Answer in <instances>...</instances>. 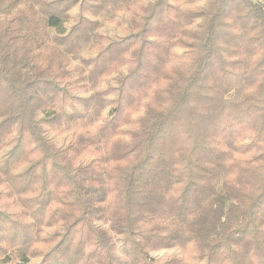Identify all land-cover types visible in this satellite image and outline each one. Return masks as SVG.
Wrapping results in <instances>:
<instances>
[{"label":"trees","instance_id":"obj_1","mask_svg":"<svg viewBox=\"0 0 264 264\" xmlns=\"http://www.w3.org/2000/svg\"><path fill=\"white\" fill-rule=\"evenodd\" d=\"M199 1L0 0V264H264V0Z\"/></svg>","mask_w":264,"mask_h":264},{"label":"rangeland","instance_id":"obj_2","mask_svg":"<svg viewBox=\"0 0 264 264\" xmlns=\"http://www.w3.org/2000/svg\"><path fill=\"white\" fill-rule=\"evenodd\" d=\"M203 0L197 2L196 4H191L188 5L190 7H196V6H201L203 4ZM75 11V10H74ZM130 13L129 11H127L126 9L120 10L118 13L113 14V15H109L107 17H103L101 20L103 22V26L100 28V32L103 33L104 35H108V36H122L124 34H126V19L129 17ZM72 20H68L64 26L63 29L64 30H69L70 26H71ZM183 48H178L177 52L181 53L183 52ZM96 53V49H92V48H87L84 50L83 52V56L84 57H91L93 55H95ZM78 61L75 62V64H77ZM113 77L109 76L108 78H106V80L103 82L102 86H107L109 83L113 82ZM110 113V107L107 108L103 114V118L107 119L108 115ZM71 136V132H65L64 134H60V135H56V140L58 143H64L65 141H67ZM173 253H181L180 249H164L158 252L153 253L154 256H168L171 255ZM39 261V259L37 258H32V260L28 263V264H36ZM15 264H20L15 263Z\"/></svg>","mask_w":264,"mask_h":264}]
</instances>
